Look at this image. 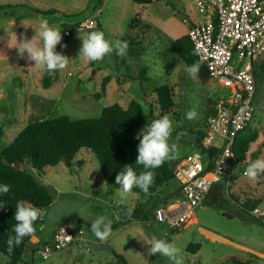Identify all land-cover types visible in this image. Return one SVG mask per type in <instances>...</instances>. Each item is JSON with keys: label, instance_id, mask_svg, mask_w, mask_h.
<instances>
[{"label": "rangeland", "instance_id": "1", "mask_svg": "<svg viewBox=\"0 0 264 264\" xmlns=\"http://www.w3.org/2000/svg\"><path fill=\"white\" fill-rule=\"evenodd\" d=\"M33 8L58 12L41 15ZM38 18H46L61 35L69 33L67 25L72 27L68 42L62 49L58 48L59 44L56 46L68 62L64 69L57 70V77L46 88L41 81L50 73L34 67L33 61L26 56L21 58L12 47L15 38L19 42L21 38L31 39L35 35ZM192 19L202 21L193 0H153L145 5L133 0H0V151L32 121L62 114L71 119L97 117L104 106L119 103L126 107L131 100H136L147 115H153L151 121L165 114L173 120L169 145L174 144L176 151L167 160L175 169L186 154L197 150V131L203 129L214 101L227 90L212 79L204 83L198 77L191 78L187 65L170 50V42L187 34ZM87 20L93 21L92 28L86 27ZM96 30L103 31L110 42L126 41L127 55L119 57L113 52L96 62L79 56L81 39ZM255 66L262 69L257 78L253 117L247 129L237 134L254 133L255 140L250 143L244 161L236 166V172L225 182L215 183L196 208L193 216L196 224L173 231L177 233L171 237L156 222L149 230L133 223L123 230H112L113 238L107 245L86 232L84 240L54 252L48 259L35 254L32 263L17 264H112L111 249L130 264H172L167 257L147 253L148 246L140 241L144 234L175 244L185 264H264V258L256 252L264 244V225L252 218H243L246 210L243 204L248 201L256 202L250 208L264 209V178L252 182L245 173L251 160L264 159V55ZM105 78L108 80L102 90ZM162 85L173 90L171 110H160L156 102V90ZM192 109L197 116L189 120L185 114ZM37 174L55 190L45 218L48 226L65 220L73 228L85 229L86 223L91 224L97 215L108 217L114 225L121 218L120 206L131 211L141 205L144 208L151 205L148 216L152 220L154 207L169 203L172 193L181 194L180 183L174 178L151 195L140 196L131 189L122 199L119 184L116 181L106 184L95 155L85 148L76 153L71 168L59 162ZM261 175L264 177V173ZM208 231L251 246L253 250L242 252L212 241ZM190 244L198 245L195 254L187 250ZM0 264H9L2 254Z\"/></svg>", "mask_w": 264, "mask_h": 264}, {"label": "trees", "instance_id": "2", "mask_svg": "<svg viewBox=\"0 0 264 264\" xmlns=\"http://www.w3.org/2000/svg\"><path fill=\"white\" fill-rule=\"evenodd\" d=\"M133 1L145 5L153 0ZM32 10L41 15L58 12L55 9L33 8ZM191 25L192 22H189L188 27ZM71 28L70 25H67L69 33L66 35L64 44L70 39ZM170 50L187 66L194 62H199L194 46L187 34L173 39L170 42ZM200 65L197 77L206 83L210 76L207 68L201 63ZM261 69L262 67L258 70L257 66H254L253 71L256 83ZM56 77L57 70L44 76L41 81L42 86L44 88L48 87L50 82ZM107 80L108 78L103 80L101 84L102 90H104ZM156 102L160 110H171L174 107L172 88L168 85L160 86L156 90ZM211 111L212 108L209 113ZM152 116L151 113L147 115L143 111L141 104L136 100H131L126 107H122L119 103H112L104 106L97 117L71 119L67 115L62 114L54 118L32 121L24 126L11 142L1 149L0 183L10 185V190L7 194L0 195V201L5 203L4 207L0 208V254L8 258L9 264H17L18 262L32 263L34 255L37 254L39 245L32 241V236L23 238L21 244L15 246L11 252H8L6 244L7 237L13 234L11 229L15 224L13 216L17 200L29 201L40 208L41 211L47 210L53 202L54 188L43 183L37 173H43V169L46 166H54L59 162H63L68 168H71L76 153L81 148H85L95 155L106 184L114 183L115 176L123 170L125 165H131L139 174L144 169L142 165L136 164L139 141L135 136L144 125L146 126L151 122ZM249 124L250 122L243 130H246ZM197 133L196 149L201 153L206 169H210L219 149L203 147L201 139L204 130L200 129ZM254 140V133H250L247 136L240 134L236 136L232 149L239 164L244 161L250 143ZM9 162H18L20 166L16 168L10 165ZM153 171L155 172V177L148 192L144 193L137 187L132 188L133 192L140 196L151 195L162 185L175 178L174 165L167 159ZM255 204L256 202L248 201L243 204V208L248 209L255 206ZM150 209L151 205L146 208L141 205L131 211L120 206L122 221L112 225L111 230L131 220L141 223L146 221L149 218ZM246 217L248 218L245 214L243 218L245 219ZM41 219L40 216L34 227L38 226ZM90 225L87 223L89 232H91ZM54 229L46 241L51 239ZM187 250L194 253L199 250V247L197 244H190ZM111 252L114 258L112 264H130L123 255L113 249Z\"/></svg>", "mask_w": 264, "mask_h": 264}, {"label": "built area", "instance_id": "3", "mask_svg": "<svg viewBox=\"0 0 264 264\" xmlns=\"http://www.w3.org/2000/svg\"><path fill=\"white\" fill-rule=\"evenodd\" d=\"M193 4L202 21L192 19L187 35L210 79L227 90L214 101L203 125L201 145L219 149L212 167L206 169L199 151L187 154L174 169L182 199L157 205L152 211V221L164 225L166 235L186 225L211 187L236 172L232 146L252 119L257 84L253 69L264 55V0H193ZM85 25L92 28L93 21ZM246 212L264 225V209L253 207ZM70 225L62 220L51 239L38 244L41 259L84 240L86 230Z\"/></svg>", "mask_w": 264, "mask_h": 264}, {"label": "clouds", "instance_id": "4", "mask_svg": "<svg viewBox=\"0 0 264 264\" xmlns=\"http://www.w3.org/2000/svg\"><path fill=\"white\" fill-rule=\"evenodd\" d=\"M61 41V31L50 25L46 18H38V27L35 35L31 39L21 38L17 42L16 38L12 47L16 49L17 54L27 60L34 62V67L53 73L56 70L64 69L68 59L56 50V46ZM128 44L126 41L117 40L110 42L105 38L103 31H91L81 39V47L78 55L88 62L101 61L106 55L113 52L119 57L127 55ZM200 63L194 62L186 67L188 75L195 79L199 73ZM186 118L192 120L196 118L195 109L189 110L185 114ZM173 129V120L168 114L160 115L159 118L152 120L146 126L144 125L136 134L135 138L139 143L137 146L138 155L136 164L142 165L144 171L139 174L131 165H125L123 170L115 176V181L119 184L121 198H125L133 187L139 188L147 193L155 177L154 169L160 167L166 159L172 158L176 146L169 145V137ZM245 173L247 178L255 182L262 177L264 173V159L257 158L251 160ZM10 185L0 183V195L7 194ZM5 203L0 201V208ZM41 216V209L34 206L26 200H17L15 204L14 220L12 226V235L6 240L7 250L11 252L15 246H19L25 237H30L35 231V222ZM112 220L104 215H97L91 222L90 231L100 240H105L111 234ZM71 226V225H70ZM147 245L149 255L159 254L167 257L172 264H185L181 250L175 244L158 238L155 235L144 234L140 240Z\"/></svg>", "mask_w": 264, "mask_h": 264}, {"label": "crops", "instance_id": "5", "mask_svg": "<svg viewBox=\"0 0 264 264\" xmlns=\"http://www.w3.org/2000/svg\"><path fill=\"white\" fill-rule=\"evenodd\" d=\"M195 151H197V150H195ZM214 186H216V185H213L212 187H214ZM212 187H211V189H212ZM210 189V190H211ZM210 190H209V192H210ZM173 192V191H172ZM171 192V193H172ZM209 192L206 194V196H205V198L209 195ZM170 198L172 199H170L171 201L169 202V203H171V202H175V201H179V200H181L182 199V193L180 194H174V193H172L171 194V196H170ZM205 198H204V200H205ZM203 200V201H204ZM53 203V202H52ZM163 204V203H162ZM52 205V204H51ZM245 212L243 213L244 215L246 214L247 216H248V214H247V212H246V210H244ZM46 215H47V210H45V212H44V214L41 216V221H40V223L38 224V226H36L35 227V231H34V234L32 235V241L35 243V244H40V243H42V242H44V241H46L48 238H49V236H50V234H51V231L54 229V226L56 227V225H54V226H48L46 223H45V218H46ZM226 215V214H225ZM249 217V216H248ZM151 217H149L146 221H144V222H139V221H135V220H131V221H128V222H125L123 225H119L118 227H115V228H113L112 230H118V229H120V230H123V229H125V228H127L128 226H130V225H132L133 223H139V225L141 226V227H144V228H148V230H149V228L152 226V224L154 223V222H151L152 220L150 219ZM229 218H231V216L229 217ZM242 221H243V218L241 217L240 218ZM120 221H122V218H119V219H117V222L116 223H119ZM196 219L194 218V217H192L190 220H189V222H187V224L186 225H184L183 227H181L180 229H182V230H184V229H187V228H189L190 226H192L193 224H196ZM150 222V223H149ZM71 223V222H70ZM86 223V222H85ZM115 223V224H116ZM145 223V224H144ZM72 224V223H71ZM87 224V223H86ZM88 224H90V223H88ZM114 224V225H115ZM158 225H160V226H162V227H165L164 225H162V224H158ZM112 226V225H111ZM84 228H85V230H86V232H89L88 231V229H87V226L85 225L84 226ZM165 229H166V227H165ZM111 230V231H112ZM179 230V229H178ZM165 232H166V230H164ZM180 231V230H179ZM164 232V233H165ZM89 233H91L90 234V236H93V237H95L94 236V234H92V232H89ZM175 233H177V232H169V234H171V237H172V235H174ZM208 237L213 241V240H217V241H220V242H222V243H224V244H226V245H228V246H231V247H233V248H235V249H237V250H240V251H242V252H246L244 249H248V250H253V248L251 247V246H247V245H245V244H242L241 242H238V241H232V240H229V239H227L226 237H224V236H221L220 234H218V233H214V232H209L208 231ZM111 238H113V235H112V232H111V234L108 236V238L107 239H105V240H100L99 239V241L98 242H100L101 244H108V241L111 239ZM261 247V248H260ZM258 248H260L261 250H258V251H256V252H258L263 258H264V244H261ZM112 250V249H111ZM114 250V249H113ZM117 252V251H116ZM111 254H112V252H111ZM195 254V253H194ZM113 256V255H112Z\"/></svg>", "mask_w": 264, "mask_h": 264}, {"label": "water", "instance_id": "6", "mask_svg": "<svg viewBox=\"0 0 264 264\" xmlns=\"http://www.w3.org/2000/svg\"><path fill=\"white\" fill-rule=\"evenodd\" d=\"M66 35H67L66 33H63L61 35V41H60V43L58 45V48L59 49H62V47L64 46V42H65V39H66ZM263 145H264V142H263ZM9 164L12 165V166H14V167H16V168H19V166H20V164L18 162H9ZM44 212H45V210H42L41 211V216L44 214Z\"/></svg>", "mask_w": 264, "mask_h": 264}]
</instances>
